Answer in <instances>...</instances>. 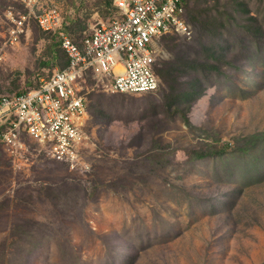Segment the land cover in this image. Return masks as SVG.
Masks as SVG:
<instances>
[{"label":"rangeland","instance_id":"obj_1","mask_svg":"<svg viewBox=\"0 0 264 264\" xmlns=\"http://www.w3.org/2000/svg\"><path fill=\"white\" fill-rule=\"evenodd\" d=\"M18 2L0 0V93L63 60L33 21L9 42ZM48 3L76 42L116 15L113 0ZM185 6L191 37L160 40L155 92L83 84L85 169L0 143V264H264V0Z\"/></svg>","mask_w":264,"mask_h":264},{"label":"built area","instance_id":"obj_2","mask_svg":"<svg viewBox=\"0 0 264 264\" xmlns=\"http://www.w3.org/2000/svg\"><path fill=\"white\" fill-rule=\"evenodd\" d=\"M18 3L23 11L10 8L6 15L9 42L25 35L33 21L56 38L66 65L43 68L45 77L35 87L0 93V143L10 154L34 145L51 160L83 170L81 151L88 140L83 84L90 79L110 93L155 92L160 40L191 37L186 0H113L115 17L83 30L79 42L64 31L67 15L60 6L48 0Z\"/></svg>","mask_w":264,"mask_h":264},{"label":"trees","instance_id":"obj_3","mask_svg":"<svg viewBox=\"0 0 264 264\" xmlns=\"http://www.w3.org/2000/svg\"><path fill=\"white\" fill-rule=\"evenodd\" d=\"M64 31L67 33V31H68V29H67V25L64 26ZM69 34H70V33H69ZM57 48L60 49V51L63 53V51L61 50V48L59 47V45H58ZM57 52H58V51H57ZM53 53H54V54H53L54 58L59 60V58H57L58 55H57V53H56V50H55V51L53 50ZM65 65H66V58H65V55H64V53H63V60H62V62H60V67H63V66H65ZM184 120H185L186 124H188V120H187L186 117H184ZM215 153H217V154H222L223 151L220 150V151H216ZM200 155H204V154H200Z\"/></svg>","mask_w":264,"mask_h":264}]
</instances>
